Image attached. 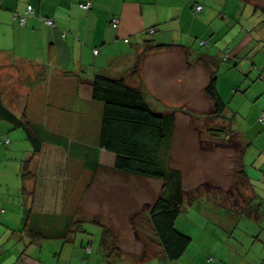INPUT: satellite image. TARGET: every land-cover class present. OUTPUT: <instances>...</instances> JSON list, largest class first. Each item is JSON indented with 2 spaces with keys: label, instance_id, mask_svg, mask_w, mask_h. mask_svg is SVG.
I'll return each instance as SVG.
<instances>
[{
  "label": "rangeland",
  "instance_id": "obj_1",
  "mask_svg": "<svg viewBox=\"0 0 264 264\" xmlns=\"http://www.w3.org/2000/svg\"><path fill=\"white\" fill-rule=\"evenodd\" d=\"M190 1L204 5L205 12L199 17L204 32L199 33L198 40L194 39L198 44L201 41V46L196 43L194 48L211 51L216 56L213 60L216 70L213 72L227 108L223 117L216 116L214 102L204 89L210 81L207 69L205 77L188 82V92L181 96L183 104H187L185 107H175L171 103L168 107L158 99L149 100L153 110L175 112L176 115L167 159L171 167L182 174L185 192L176 228L192 238L186 254L170 264H264V0ZM189 11L192 12L191 5ZM191 21L190 18L188 22ZM152 29L153 33L156 31L159 34L158 37L167 39L163 43H173L175 40L174 31L168 30L162 34L161 30L168 27L162 29L160 25H155ZM188 31L184 30L183 33L188 35ZM189 38L184 36L182 43ZM227 49L238 50L237 56L230 62H225L223 58V51ZM198 71L203 72L204 69L197 67ZM36 80L40 83V77L36 76L33 84L29 80L25 85L31 83L36 86ZM190 84H193L192 88H189ZM12 86L19 88L11 75L0 74L2 100H5V95L16 96L10 91ZM6 90L10 92L5 94ZM16 102L23 111L21 97ZM94 102L104 109V103ZM5 105L14 111L12 106L15 103L11 107ZM97 110L94 107L88 129H47L67 143L66 147H58L53 152L52 159L49 158L52 148L48 147L42 154L40 152L43 156L40 162L47 166H43V171L49 172L48 166L54 170L50 172L53 175L43 178L53 184L52 192H47L44 197H53L51 202L60 206L59 228L65 230L62 233L68 234L70 231L83 242L92 243V249L89 248L94 250L92 261L95 264H118L116 257L120 258L122 264H129L146 254L160 255L163 252L149 213L162 191L163 181L134 177L97 163L102 129L97 122ZM23 113L21 116L24 117ZM11 126V123L0 118L1 196L4 194L1 186L5 184L8 190L18 185L25 171L36 176L31 171L35 158L34 145L24 129H10ZM4 140L8 145L3 144ZM244 142L249 144L245 154L246 161L249 160L247 171L256 180L254 189L257 197L251 204L254 206L252 209L259 206L263 210L257 220L241 213L233 200L235 195L240 201L242 195L251 194V189L245 188L246 183L240 173ZM17 171L21 172L20 180ZM59 171L58 177L56 172ZM237 181L240 182L241 194L237 191ZM224 184L227 187H223ZM53 191L54 196L50 195ZM5 192L10 195V191ZM27 196L33 198L32 193ZM24 197L18 192L11 195L12 207L17 212L21 210L18 218L23 227L21 217L27 214L22 201ZM247 199H251V196ZM50 208L52 206H45L47 210ZM70 219L74 224L67 227ZM77 223L81 225L80 228ZM105 228H108L103 243L109 254L107 263H103V254H100ZM232 249L243 251V254L240 253L237 259L224 257V252ZM163 260L157 256L147 264H163Z\"/></svg>",
  "mask_w": 264,
  "mask_h": 264
},
{
  "label": "crops",
  "instance_id": "obj_2",
  "mask_svg": "<svg viewBox=\"0 0 264 264\" xmlns=\"http://www.w3.org/2000/svg\"><path fill=\"white\" fill-rule=\"evenodd\" d=\"M88 2L92 3V7L84 10L81 4ZM189 4L192 12L189 11ZM30 5L34 13L27 17L26 25L22 26L19 17L25 14ZM199 5L203 6V10L194 14V8ZM204 12L202 3L190 0H0V74L11 75L19 87H11L10 91L16 95L13 98L5 95L10 92L6 90L5 100L2 101L10 107L15 103L12 106L14 111L5 106L19 118L23 117L21 114L24 112L23 118L46 130L60 131L66 127L88 129L94 107L98 109L99 125L103 113L102 106L93 100L92 80L96 75H106L124 79L129 85L141 88L150 106L153 104L149 100L158 99L168 107L169 103L175 107H185L187 104H183L181 96L188 92V82L205 77L207 70L211 77L216 70L213 62L216 56L211 51L194 48L197 43L194 39L198 40L199 33L204 32V25L199 19ZM48 18L55 21L56 27L46 23ZM115 18L119 19L118 25L113 23ZM190 18L192 21L188 22ZM155 25H160L162 29L168 27L161 30L162 34L168 30L174 31L173 43H163L167 39L158 37L156 31L152 34L150 29ZM187 29L188 35L183 33ZM184 36L190 38L182 43ZM149 41L174 47L150 51L147 49ZM199 44L201 46V41ZM96 50L99 52L95 53ZM227 51L231 56L230 62L237 56L238 50ZM197 67L204 71L196 72ZM36 76L40 77V83L33 86ZM29 80H32V84L25 85ZM192 86L190 84L189 88ZM15 97H21L23 111L18 108V98ZM12 127L15 126L10 129ZM245 143L240 172L243 170L241 174L245 188H250L251 194L242 195L240 201L235 195L233 200L241 213L257 220L263 210L259 206L252 209L254 206L251 204L257 197L254 189L256 180L247 171L249 160L245 159L248 151ZM52 145L44 143L41 154L50 147L49 158L52 159L51 155L60 147ZM41 154L32 163L31 171L36 176L22 180L21 172L17 171L21 183L8 190L5 184L1 186L4 194L0 195V264H95L92 261L94 250H87L89 247L92 249V243L83 242L70 231L68 234L62 233L65 230L59 228L60 206L51 202L53 197H44L47 192H52L53 184L43 178L53 175L50 172L54 170L48 166L49 172L43 171L46 165L40 162L43 158ZM236 183L240 192V182ZM5 191H10V195ZM15 192L25 196L22 201L27 214L21 217L24 227L18 218L21 210L17 212L12 207L11 195ZM29 193L33 194V198L27 196ZM50 195L54 196V191ZM248 196L251 199H247ZM45 206L52 208L47 210ZM72 222L68 221L67 227L74 224ZM35 229L45 230L50 237L34 239L31 230ZM100 251L103 263H107L109 254L106 247L101 245ZM240 253L243 254V251L232 249L223 255L228 259H237ZM157 256L164 258L163 264L173 263L163 253ZM116 258L118 264H122L120 258ZM129 264H135V260Z\"/></svg>",
  "mask_w": 264,
  "mask_h": 264
},
{
  "label": "trees",
  "instance_id": "obj_3",
  "mask_svg": "<svg viewBox=\"0 0 264 264\" xmlns=\"http://www.w3.org/2000/svg\"><path fill=\"white\" fill-rule=\"evenodd\" d=\"M170 47L174 45L154 44L149 41L147 49L151 51ZM35 83L39 84L38 80ZM205 92L214 102L216 116L223 117L227 105L218 91L214 72ZM92 97L93 100L104 103L97 163L134 177L163 181L162 191L149 214L164 256L170 262L179 261L188 251L192 238L176 228L184 205L185 192L182 174L172 168L167 159L176 125L175 112L162 113L153 110L141 88L129 85L124 79L106 75H96L93 78ZM0 118L26 131L35 148L34 157L40 154L44 143L66 147V140L46 129H39L40 126L23 117H17L4 105L1 98ZM4 142L5 140L3 144ZM25 172L23 179L34 177L28 171ZM31 234L36 240L50 237L42 229L31 230ZM107 234L108 228H105L101 244L103 247ZM154 257L143 255L140 259H135V264H142Z\"/></svg>",
  "mask_w": 264,
  "mask_h": 264
},
{
  "label": "built area",
  "instance_id": "obj_4",
  "mask_svg": "<svg viewBox=\"0 0 264 264\" xmlns=\"http://www.w3.org/2000/svg\"><path fill=\"white\" fill-rule=\"evenodd\" d=\"M81 7H82L84 10H89V9L92 7V3H91V2H88V3H82V4H81ZM202 9H203V6H201V5L196 6V7L194 8V14L200 12ZM33 13H34V8H33L31 5L28 6V7H27V10H26V12H25V14H23V15L20 16V24H21L22 26H25V25H26L27 17H28L29 15L33 14ZM46 23H47L49 26H51V27H56L55 21L52 20V19H50V18L46 19ZM113 23H114L115 25H118V24H119V19L115 18V19L113 20ZM150 32L153 33L154 30L151 29ZM98 52H99L98 50L95 51V53H98ZM230 57H231V56H230V54H229V52H228L227 50L223 52V58H224V61H229ZM7 141H8V140H7ZM9 143H10V141H9ZM88 250H91V249L89 248Z\"/></svg>",
  "mask_w": 264,
  "mask_h": 264
}]
</instances>
